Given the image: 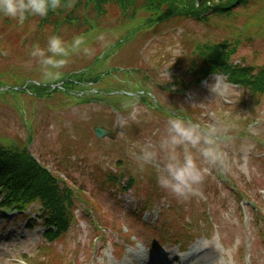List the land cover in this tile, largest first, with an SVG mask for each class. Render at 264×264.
<instances>
[{"label":"rangeland","instance_id":"1","mask_svg":"<svg viewBox=\"0 0 264 264\" xmlns=\"http://www.w3.org/2000/svg\"><path fill=\"white\" fill-rule=\"evenodd\" d=\"M261 1L263 4L260 6H264V0ZM255 11L249 10L248 13ZM147 16L145 12L139 13L138 21ZM29 20L21 27L13 20L14 24L5 36L11 39H6L4 47L0 48V56L3 54L4 57H0L1 90L15 92L25 89V94L0 95V142L4 145L18 143L25 147L31 138L29 147L32 156L59 179L82 189L84 193L78 195L79 199L97 205L98 209L91 218L90 214L85 216L82 206L77 203L75 223L65 236L50 246L42 240L41 230L27 232L24 219L16 221L11 215L4 222L0 214V227L8 226V229L0 230V262L20 264L18 260L26 255L35 264H144L136 257L144 251L149 258L147 262L157 264L156 259L165 261L170 255L186 257L198 245H212L218 253L216 264H264V235H261L264 231V147H256L250 139L236 141V144L227 140L223 144L230 162L221 172L225 183L229 182V177L232 184H222L217 179L213 181L208 174L200 189L188 200L176 198L162 189L161 195L145 192V179L140 188L127 193L119 192L106 182L108 173L118 175L119 170L114 165L118 160L127 166V173L136 172L139 168L129 146L133 142H154L166 124L167 118L162 113H153V109L144 105V100L137 94L127 96L137 87L150 90L149 96L153 95L167 107L184 110L186 114L194 112L195 118L199 117L202 123L218 125L214 113H220L227 119L231 115L241 117L237 110L241 107H235L242 99L241 90L234 87L228 97L215 99L209 88L215 82V76L199 85L195 79L198 75L193 74L198 64L194 62L192 44L221 42L230 34L228 26L231 23L221 27L215 19L206 24L187 20L177 27L161 28L156 32L140 30L145 22H124L122 28L115 27L117 23L112 22L86 37L89 46L95 49L93 56L73 55L62 69L60 80L45 81L39 64L28 52L37 41L44 46L46 37L51 35L48 30L53 32V29H39L37 24H29ZM2 25L0 23V33L4 30ZM25 28L29 32H25ZM133 30L140 33L136 38L131 33ZM100 33L105 34L109 41L107 47L97 40ZM2 34L4 32L0 36ZM251 34L255 42H244L237 49L234 59L246 58L254 65H262L264 7L253 22ZM126 38L127 42L117 43ZM67 40L71 41V38ZM115 43L121 48L112 50ZM112 66L126 69L116 71ZM127 68L133 73L127 72ZM85 72L91 77L105 76L95 86L81 85L85 89L81 91H76L70 83L66 89L73 92L69 94L42 89L57 87L59 90V86L64 85L62 79L72 78L73 73L79 77ZM222 78L225 79L224 76ZM174 81L188 87V90L177 93V87L169 86ZM34 85L42 88L36 91L32 87ZM110 89L113 94L98 102L96 95ZM262 104L253 115L257 124L251 129L254 137L259 135L264 140ZM224 105L235 108L227 110ZM247 105V111L254 108L250 103ZM242 108H246L244 104ZM99 127L110 133V138L100 141L110 150L105 158L104 155L91 153L98 147L92 131ZM242 147L246 151L242 152ZM234 149H239V157H234ZM94 157L101 159L94 162ZM259 159L263 162L252 163V160ZM145 170L147 175L152 176V182L156 180L151 167ZM235 186L245 193V199H237L232 191ZM149 199L151 202L144 204ZM245 201H249L250 205ZM34 210L37 207L31 211L34 213ZM32 212L30 218L34 219ZM91 221L98 223L101 229L94 231ZM169 237L182 241V245L174 247L173 242L167 239ZM158 243L161 249L150 250ZM143 246L146 250L142 249ZM46 247L50 248L48 253L38 252ZM164 253L168 255L163 258ZM194 261L193 264H203L196 259ZM166 264L176 263L169 260Z\"/></svg>","mask_w":264,"mask_h":264},{"label":"trees","instance_id":"2","mask_svg":"<svg viewBox=\"0 0 264 264\" xmlns=\"http://www.w3.org/2000/svg\"><path fill=\"white\" fill-rule=\"evenodd\" d=\"M197 0H74V6L70 9H60L50 12L51 19L62 20L69 25L72 32L85 33L92 29L95 24H117L132 22L139 13L145 12L151 18L145 17L144 30L151 25L174 27L180 19L204 20L209 17H223L228 13L231 6L237 0H201L198 7H194ZM248 3L249 0H241ZM66 13L72 15L65 19ZM60 17L57 18V17ZM97 24V25H98ZM198 55L195 63L198 64L197 82L206 78L211 73H225L231 82L243 87H249L257 93L264 91V69L259 74H252L249 69L234 67L229 60L231 52L228 43L220 45L203 46L197 50ZM194 66V64H193ZM254 75V76H252ZM254 93V92H252ZM0 154V185L6 194H13V199L20 201L24 206L38 201L43 207L42 223L46 227V236L49 239L60 237L68 229L71 220L69 207L71 204L72 192L69 189H60L56 179L48 172L39 168L31 158L25 155L24 150H17L12 155ZM10 195H8V198ZM70 200L67 209H63V199ZM7 201V198H6Z\"/></svg>","mask_w":264,"mask_h":264},{"label":"clouds","instance_id":"3","mask_svg":"<svg viewBox=\"0 0 264 264\" xmlns=\"http://www.w3.org/2000/svg\"><path fill=\"white\" fill-rule=\"evenodd\" d=\"M73 6L74 0H0V17L24 23L29 18L43 19L50 12ZM97 40L103 47L109 44L103 33ZM94 54L95 49L82 34L73 36L71 41L61 35H48L44 46L37 41L28 52L39 64L45 81L60 80L62 69L73 55L91 57ZM209 88L215 99H224L233 91V86L217 74ZM226 131L215 123L205 125L187 116L171 114L157 140L133 142L129 151L141 171L148 167L155 171L159 188L176 198L188 200L200 189L210 171L228 167L229 156L223 147ZM241 151L246 149L242 147Z\"/></svg>","mask_w":264,"mask_h":264},{"label":"bare ground","instance_id":"4","mask_svg":"<svg viewBox=\"0 0 264 264\" xmlns=\"http://www.w3.org/2000/svg\"><path fill=\"white\" fill-rule=\"evenodd\" d=\"M188 256L194 257L195 259H197V261L203 264H216L218 253L212 245L208 247L204 245H198ZM156 260L157 264H166L167 261L170 260V258L165 261L160 259ZM180 264H186V261L181 260Z\"/></svg>","mask_w":264,"mask_h":264},{"label":"water","instance_id":"5","mask_svg":"<svg viewBox=\"0 0 264 264\" xmlns=\"http://www.w3.org/2000/svg\"><path fill=\"white\" fill-rule=\"evenodd\" d=\"M95 133H97L98 137H102L104 136L105 133H103L102 131L100 130H96Z\"/></svg>","mask_w":264,"mask_h":264}]
</instances>
